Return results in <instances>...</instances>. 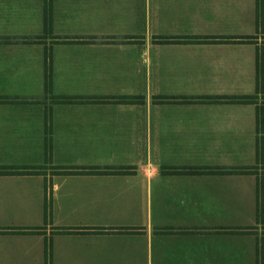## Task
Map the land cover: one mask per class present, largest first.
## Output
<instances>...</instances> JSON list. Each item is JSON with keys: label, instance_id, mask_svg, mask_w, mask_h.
Here are the masks:
<instances>
[{"label": "crops", "instance_id": "0c3cea01", "mask_svg": "<svg viewBox=\"0 0 264 264\" xmlns=\"http://www.w3.org/2000/svg\"><path fill=\"white\" fill-rule=\"evenodd\" d=\"M0 264H264V0H0Z\"/></svg>", "mask_w": 264, "mask_h": 264}, {"label": "trees", "instance_id": "16d2710c", "mask_svg": "<svg viewBox=\"0 0 264 264\" xmlns=\"http://www.w3.org/2000/svg\"><path fill=\"white\" fill-rule=\"evenodd\" d=\"M249 99L250 98H248V97H244V98L239 99V100H242V102H247V101H249ZM261 129H262V120H261L260 116H257L256 117V130H257L258 134L261 132ZM256 154H257V156H260V154H261V138L256 139ZM260 190H261V183L257 186V191L260 192ZM257 199H258V197H257Z\"/></svg>", "mask_w": 264, "mask_h": 264}]
</instances>
